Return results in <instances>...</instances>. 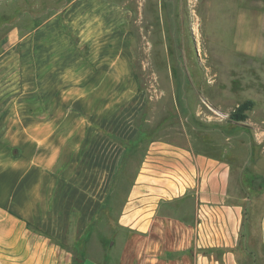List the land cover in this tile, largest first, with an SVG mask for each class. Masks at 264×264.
I'll return each instance as SVG.
<instances>
[{"label":"crops","instance_id":"crops-1","mask_svg":"<svg viewBox=\"0 0 264 264\" xmlns=\"http://www.w3.org/2000/svg\"><path fill=\"white\" fill-rule=\"evenodd\" d=\"M116 18L109 0H70L1 40L0 264H264V180L246 191L213 129L150 135L119 190L137 130L117 91L137 86L116 65ZM235 50L264 56V36Z\"/></svg>","mask_w":264,"mask_h":264},{"label":"rangeland","instance_id":"rangeland-1","mask_svg":"<svg viewBox=\"0 0 264 264\" xmlns=\"http://www.w3.org/2000/svg\"><path fill=\"white\" fill-rule=\"evenodd\" d=\"M69 1L0 0V45L4 35H35ZM109 1L117 9L116 65L129 66L137 86L136 92L117 91L121 111L128 114L130 104L132 110L136 107L132 114L137 130L131 151L122 157L119 172L126 164L129 169L121 174L119 190H124L148 137L176 133L184 125L213 129L214 141L230 148V160L244 164V186L251 192L264 180V56H243L235 49L239 39L264 36V11L258 7L262 0ZM28 40L13 47L23 67L28 66ZM26 81L27 75L20 78V83ZM248 100L252 105L243 111L245 118L232 119L231 113ZM100 227L108 229L101 220ZM99 239L109 241L104 235Z\"/></svg>","mask_w":264,"mask_h":264},{"label":"trees","instance_id":"trees-1","mask_svg":"<svg viewBox=\"0 0 264 264\" xmlns=\"http://www.w3.org/2000/svg\"><path fill=\"white\" fill-rule=\"evenodd\" d=\"M252 105V101L248 100L240 105L231 113V118L234 120H243L245 118L244 110ZM77 257V256H76Z\"/></svg>","mask_w":264,"mask_h":264}]
</instances>
